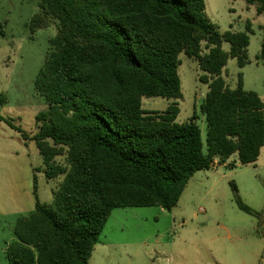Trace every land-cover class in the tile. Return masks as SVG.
<instances>
[{
	"label": "trees",
	"instance_id": "obj_1",
	"mask_svg": "<svg viewBox=\"0 0 264 264\" xmlns=\"http://www.w3.org/2000/svg\"><path fill=\"white\" fill-rule=\"evenodd\" d=\"M245 1L264 15V0ZM38 7L31 32L55 21L57 34L35 80L48 108L33 139L45 177L63 181L52 204L37 200L17 220L9 264H89L114 210H172L197 172L233 155L243 165L258 161L264 102L244 89L242 74L236 89L222 77L230 58L240 68L250 64V23L221 33L204 0H39ZM182 53L197 60L209 86L201 105L205 143L197 115L177 122L176 103L142 109L144 97H181Z\"/></svg>",
	"mask_w": 264,
	"mask_h": 264
},
{
	"label": "rangeland",
	"instance_id": "obj_2",
	"mask_svg": "<svg viewBox=\"0 0 264 264\" xmlns=\"http://www.w3.org/2000/svg\"><path fill=\"white\" fill-rule=\"evenodd\" d=\"M39 0H0V264L14 227L28 217L38 200L52 204L63 177L48 180L36 141L37 116L48 108L35 80L57 34V22L32 33L30 22ZM205 13L221 33L244 32L251 24L243 68L230 58L222 77L230 89L243 76L244 89L264 102V15L245 0H204ZM229 52L230 45L222 44ZM181 97H144L142 109L165 111L177 104V122L197 115L205 143L207 123L201 105L209 90L197 60L180 54ZM240 203L257 215L246 213ZM89 264H264V147L258 161L243 165L236 155L223 165L197 172L172 210L159 206L119 208L112 212ZM107 243L104 245L103 243ZM105 247H104V246Z\"/></svg>",
	"mask_w": 264,
	"mask_h": 264
},
{
	"label": "crops",
	"instance_id": "obj_3",
	"mask_svg": "<svg viewBox=\"0 0 264 264\" xmlns=\"http://www.w3.org/2000/svg\"><path fill=\"white\" fill-rule=\"evenodd\" d=\"M114 212V211H113ZM113 214V213H112ZM112 214H111V216H112ZM111 216L109 217V218H111ZM108 221H109V219H108ZM107 243V241L105 242V243H103L104 245ZM98 244H99V242H98ZM98 244L96 245V247H95V249L97 248V246H98ZM103 245V246H104ZM105 247V246H104ZM95 249H94V251H95ZM94 253V252H93ZM93 255V254H92Z\"/></svg>",
	"mask_w": 264,
	"mask_h": 264
},
{
	"label": "built area",
	"instance_id": "obj_4",
	"mask_svg": "<svg viewBox=\"0 0 264 264\" xmlns=\"http://www.w3.org/2000/svg\"><path fill=\"white\" fill-rule=\"evenodd\" d=\"M214 164H216V162H215V163H213L212 167L214 166Z\"/></svg>",
	"mask_w": 264,
	"mask_h": 264
}]
</instances>
